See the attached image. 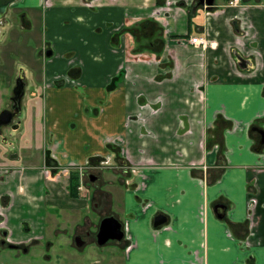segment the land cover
<instances>
[{"label": "crops", "instance_id": "1", "mask_svg": "<svg viewBox=\"0 0 264 264\" xmlns=\"http://www.w3.org/2000/svg\"><path fill=\"white\" fill-rule=\"evenodd\" d=\"M23 1L30 13L44 10L54 53L80 64L79 88L45 93L43 143L61 163L111 155L113 143L126 161L117 175L100 173L106 189L91 184L77 199L40 170L10 181L24 186L7 211L11 238L39 243L61 231L55 209L107 201L102 211L131 244L111 243L110 262L121 253L123 264H264V147L255 149L248 128L264 113V0H214L215 11L197 0ZM142 21L156 24L136 39L130 28ZM66 66L60 57L46 77ZM158 214L166 221L154 225ZM96 223L74 219L73 234Z\"/></svg>", "mask_w": 264, "mask_h": 264}, {"label": "flooded vegetation", "instance_id": "2", "mask_svg": "<svg viewBox=\"0 0 264 264\" xmlns=\"http://www.w3.org/2000/svg\"><path fill=\"white\" fill-rule=\"evenodd\" d=\"M239 1L240 0H238V2ZM198 2L199 0L196 1L197 4ZM14 3L15 1L8 6L6 12L0 18V22L3 20L8 22L6 16L12 9L14 12V16L18 18L19 23L21 24L19 26H16L17 29H15V32L11 37V41L17 42L18 39L22 36L21 32H30L33 24L31 15L29 13L30 9L25 6L18 7L17 10L14 7L10 8V6H14ZM239 3H242V1H240ZM214 7L215 6L213 2L211 7L207 9L210 11H215ZM14 48L15 50H13L11 55L13 56L17 54L19 57L21 53L20 50H23V56L25 55L28 61L26 63L34 69L35 64L37 65L36 68H40L38 62L41 61L46 62V64H51V60L54 56L57 55L54 53L52 45L48 41H45V45L39 47L37 50H34V48H28L27 45L18 47L14 45ZM61 58L66 60L67 68L64 69L63 72H53L49 77H46V75L40 81H43L47 87L59 84L66 87L79 88V86H81L79 74L80 64L78 63L76 55L74 53L62 54ZM240 59L242 60L241 62H245V59H243L242 57ZM4 66L11 72H6V69L5 72H0V83H6V80L10 83V93L8 94V96L4 97L2 94H0V188L4 189L2 192H0V264H29V260H23L24 257H22L21 253L28 254L31 247L39 243L36 242V239L28 240L26 242H19L11 238L10 229L6 226L7 211L13 205L14 192H23L24 186L16 184V190H12L11 185H9L10 181H12L13 179H18L22 175V173L33 170H40L42 175H44L46 179H50L52 181H63L65 183V189L68 193V197H70L71 199H77L87 195V193L85 194V189L88 190V186H90L91 184L98 186L97 181L100 178L99 176L101 172L106 171L116 174V171L122 170L121 168L123 165H125L126 160L124 155V148L122 147V145L113 143V145H117L119 147V151L116 150L114 146H110L109 148L111 151V155H98L88 158L85 161L70 160L67 163H61L51 152L47 143L44 142L43 154L40 158L41 161L37 165L35 164L34 166H29V168L26 170L25 166L17 164L16 162L26 154V151H20L19 148H21V146L18 141L19 138L15 135V132L20 130L23 123V117H25V115L28 113V111H25V107L22 105V100L26 94V89L29 84L27 70V68L29 67L25 65L19 66L17 71L15 72L13 71L14 69L11 70V67H9L8 64L5 63ZM46 70L47 68H45V72ZM18 84H23V93L19 98V102L18 100L16 101L17 95L15 93V89ZM45 93L47 92L45 91ZM33 95L35 96V94ZM28 119L29 114L26 116L25 120ZM248 128L253 135L256 147L255 149H257L258 151L261 150V148L264 147V137L262 135V132H264V113H262V115L260 116L258 115L252 121H250L248 123ZM32 138L33 137H31V139ZM26 144L28 143H25L23 145ZM203 169V171H205L206 166H204ZM72 172H76L79 179V183L77 186V197L71 196L68 190V184ZM124 184L129 185L128 182ZM8 185L10 189H5L4 187ZM105 187L106 184L102 185L99 188L106 189ZM140 187L141 184L137 185V189H140ZM103 191L105 192V190ZM89 192L90 191H88V194ZM254 202L255 199H252L251 204L253 205ZM95 205L96 208L93 209V212H96L97 214L99 212L102 213L100 216L98 215L99 217L96 225L91 227H83L75 231L72 237L71 244L81 249L85 246V244L92 242L96 243L98 246H104L115 242L121 243L122 241H125L126 245L130 247L131 244L129 243V241H127L129 237L127 236L126 229H123V223L122 231L124 235L119 242L109 239L102 245H99L97 243V232L101 219L112 214L111 212L108 213L102 211V208H104V206H108L107 201L103 202L100 205ZM67 212L68 211L66 209H55L53 211V213H55L56 215L59 213L61 218L62 216H65V219ZM64 213L65 215H63ZM57 226L59 227L60 224L58 223ZM46 240L47 241L45 242V246L47 249H50L53 242L48 237H46ZM78 241L81 242L80 246L77 245Z\"/></svg>", "mask_w": 264, "mask_h": 264}, {"label": "rangeland", "instance_id": "3", "mask_svg": "<svg viewBox=\"0 0 264 264\" xmlns=\"http://www.w3.org/2000/svg\"><path fill=\"white\" fill-rule=\"evenodd\" d=\"M243 1V0H240ZM239 1V2H240ZM24 1L16 0L14 6H10V8L14 7L16 10L18 7H21ZM30 11V10H29ZM28 11V12H29ZM37 12L30 13L33 22V27L30 32H21L22 36L18 39V41H11L12 34L15 32L16 26L21 25L19 23L18 18L14 16V12L11 9L9 14H7L8 22L5 20L0 22V72L10 73L11 71L5 68L4 64H8L11 67V70L17 71L19 66L25 65L29 68L28 70V79L29 84L26 89V94L23 97L22 105L25 107V111L28 113L23 117V123L19 131L15 132V135L19 138V143L21 148L20 151H26L25 155L22 156L16 163L22 166H25L26 170L29 166L37 165L41 161V155L43 154L44 143H43V132H42V124L44 119L43 111L41 110V105L44 106V98L45 91L47 89L50 91V87H47L43 81H40L43 77L46 76L45 68H49V64L46 62H38L39 67L35 69L29 66L26 62L27 58L23 56V50H20V56L17 54L11 55L13 50H15L14 45L18 46H26L28 48H34L37 50L39 47L45 45V31H47L46 25V14L42 8L36 10ZM34 14L36 16H34ZM45 14V15H44ZM64 24H66L64 22ZM49 42V40H48ZM30 45V46H29ZM9 52V54H8ZM56 52V51H55ZM57 54V53H55ZM61 54H57L53 57L51 62H54L60 59ZM12 63V64H11ZM23 66V67H25ZM12 71V72H13ZM39 93L40 99L37 104L33 101L34 95ZM10 93V83L6 80V83H0V94L4 97H7ZM29 114V119H26V116ZM27 121V123L25 122ZM26 123V124H25ZM29 131L33 136H28ZM31 137H33L31 139ZM28 143L26 145H23ZM120 186L119 184H116ZM115 185V187H117ZM107 188V187H105ZM118 188V187H117ZM121 192L125 190V188L120 187ZM88 193V190L85 189V194ZM89 197V196H88ZM94 202L88 205L87 209H75L72 210L62 218H59L60 226L59 232L53 233L51 224L47 226L48 234L51 233L48 238L52 240V247L47 249L45 246L46 238L39 242V244L31 247L30 251L27 253H21L23 260H29V264H123L124 256L121 253H116V256L111 257V262L109 256L112 252H115L114 247L111 244L98 246L96 243H87L81 249L71 244L73 237V228L72 223L75 221H81V218L85 215H88L89 218L98 220V214L93 212V209L96 208L94 206ZM70 214V216H69ZM65 215V213L63 214ZM72 219V220H69ZM54 229V227H53ZM114 255V254H113ZM22 260V261H23Z\"/></svg>", "mask_w": 264, "mask_h": 264}, {"label": "water", "instance_id": "4", "mask_svg": "<svg viewBox=\"0 0 264 264\" xmlns=\"http://www.w3.org/2000/svg\"><path fill=\"white\" fill-rule=\"evenodd\" d=\"M16 0H0V18L4 15L6 12L8 6L12 4ZM214 0H199L198 4L210 8L211 5L213 4ZM194 9V7H193ZM239 61L241 62L242 60L239 58ZM23 84H18L15 89V93L17 95L16 101L22 95L23 91ZM262 135L264 137V132H262ZM225 209L226 205L223 203H217L214 205V211L216 212V215L219 218H222L225 215ZM166 221V216L163 214H158L154 218V225H159L162 224ZM123 231H122V223L119 219H117L115 216L110 215L103 217L99 223V228L97 232V237L98 241L97 243L99 245H102L106 243L107 240H116L119 242L123 238ZM77 245L80 246L81 242H77Z\"/></svg>", "mask_w": 264, "mask_h": 264}, {"label": "trees", "instance_id": "5", "mask_svg": "<svg viewBox=\"0 0 264 264\" xmlns=\"http://www.w3.org/2000/svg\"><path fill=\"white\" fill-rule=\"evenodd\" d=\"M228 1V0H226ZM149 23L151 24H156L155 22L153 21H148ZM149 23H147L146 21H142L139 23V25L137 27H133V28H130V31H132L136 37V39H139V36L141 35V33L143 31H147L148 30V26ZM142 31V32H141ZM117 79V77L114 79V82L115 80ZM114 84L113 83L112 85H110V87H114ZM78 183H79V179H78V175L76 172H72L71 175H70V180H69V184H68V190H69V193L71 196L73 197H77L78 196V190H77V186H78Z\"/></svg>", "mask_w": 264, "mask_h": 264}, {"label": "built area", "instance_id": "6", "mask_svg": "<svg viewBox=\"0 0 264 264\" xmlns=\"http://www.w3.org/2000/svg\"><path fill=\"white\" fill-rule=\"evenodd\" d=\"M238 3V0H231L230 1V4H237ZM189 41L195 45H202L205 43V39L204 37L202 36H198V35H193L189 38Z\"/></svg>", "mask_w": 264, "mask_h": 264}]
</instances>
